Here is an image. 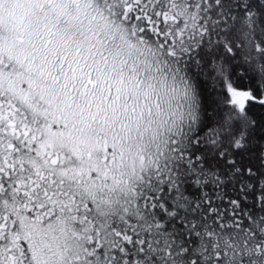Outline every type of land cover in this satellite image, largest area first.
<instances>
[{"label":"snow or ice","instance_id":"snow-or-ice-1","mask_svg":"<svg viewBox=\"0 0 264 264\" xmlns=\"http://www.w3.org/2000/svg\"><path fill=\"white\" fill-rule=\"evenodd\" d=\"M0 264H264V0H0Z\"/></svg>","mask_w":264,"mask_h":264}]
</instances>
